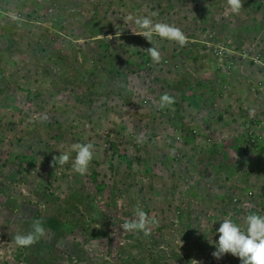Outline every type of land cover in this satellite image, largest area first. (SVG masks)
Here are the masks:
<instances>
[{"label": "rangeland", "instance_id": "1", "mask_svg": "<svg viewBox=\"0 0 264 264\" xmlns=\"http://www.w3.org/2000/svg\"><path fill=\"white\" fill-rule=\"evenodd\" d=\"M243 6L0 0V264H241L212 243L264 214V0ZM152 11L186 36L159 63L122 20ZM89 142L86 175L55 164ZM136 208L148 236L120 227ZM33 220L47 234L17 247Z\"/></svg>", "mask_w": 264, "mask_h": 264}, {"label": "clouds", "instance_id": "2", "mask_svg": "<svg viewBox=\"0 0 264 264\" xmlns=\"http://www.w3.org/2000/svg\"><path fill=\"white\" fill-rule=\"evenodd\" d=\"M244 0H227V14L239 15L244 8ZM158 16L155 11L146 14L129 13L122 18L124 26L133 34L145 38L152 47L147 49V54L153 62L159 63L161 53L158 48L159 41L166 40L183 46L186 36L183 31L166 22L154 19ZM174 103V98L168 94L160 97L159 106L164 108ZM47 121L49 117L44 114L40 117ZM96 149L93 143H73L68 150L60 152L55 158V164H66L71 162L72 169L79 175H86L91 162L95 157ZM75 153V156H72ZM157 221L150 217L144 210L136 208L134 216L120 225L124 233L142 232L148 236ZM215 233L219 235L218 241L213 246L216 251L213 256L217 259L227 254L240 259L241 264H264V214L250 213L246 216L244 226L236 223L230 218H225ZM47 234L42 222L32 221L31 230L26 233H19L14 237V244L19 248H28Z\"/></svg>", "mask_w": 264, "mask_h": 264}]
</instances>
